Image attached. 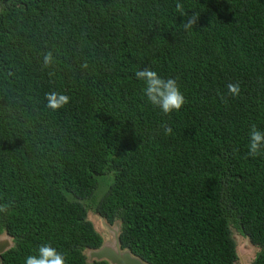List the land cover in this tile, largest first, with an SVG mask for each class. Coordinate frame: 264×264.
I'll list each match as a JSON object with an SVG mask.
<instances>
[{"label":"trees","instance_id":"16d2710c","mask_svg":"<svg viewBox=\"0 0 264 264\" xmlns=\"http://www.w3.org/2000/svg\"><path fill=\"white\" fill-rule=\"evenodd\" d=\"M145 68L177 80L180 110L147 101ZM51 91L70 102L48 109ZM253 125L264 131V0H0V235L13 243L0 264L44 244L86 264L101 220L146 264H234L233 230L264 264Z\"/></svg>","mask_w":264,"mask_h":264},{"label":"clouds","instance_id":"9594fccd","mask_svg":"<svg viewBox=\"0 0 264 264\" xmlns=\"http://www.w3.org/2000/svg\"><path fill=\"white\" fill-rule=\"evenodd\" d=\"M176 9L181 15H186L183 12V5L176 4ZM199 16L195 13L187 18L186 21L181 23V27L187 31L197 25ZM54 63V56L52 51H48L43 55V67L49 68ZM82 67L87 68V64H83ZM11 75V73H9ZM52 75V73H49ZM138 80L144 82L143 95L147 101L153 106L159 107L163 113L168 114L172 111L180 110L185 103V97L181 93L177 80L173 78L164 79L161 78L157 72L145 68L135 73ZM229 94L233 97L238 96L240 93V85L238 83H230L227 86ZM70 97L66 94L51 91L45 94V100L47 101L46 107L53 111L59 110L66 106L70 102ZM165 135L172 133V128L166 124H162ZM264 146V131L258 130L253 125L250 132V143L248 145V155L255 157L258 155L261 147ZM7 210L6 205H0V212ZM25 264H66L64 255L57 251L56 248L51 245L44 244L38 249L37 255H30L25 258Z\"/></svg>","mask_w":264,"mask_h":264},{"label":"water","instance_id":"95a60500","mask_svg":"<svg viewBox=\"0 0 264 264\" xmlns=\"http://www.w3.org/2000/svg\"><path fill=\"white\" fill-rule=\"evenodd\" d=\"M99 229L97 231L102 237V244L96 250H86L84 252L86 264H92L94 262H106L107 264H146L141 259L132 255L130 251L121 249L118 223H115L111 227L104 220H101ZM232 233V239L235 242L236 257H239L240 252L245 248L249 255H251L250 262H252L255 258V253L259 250L251 245L249 239H243V237L239 236L236 230H233ZM12 247L13 243L11 238L6 233H2L0 235V257Z\"/></svg>","mask_w":264,"mask_h":264},{"label":"flooded vegetation","instance_id":"af4514ba","mask_svg":"<svg viewBox=\"0 0 264 264\" xmlns=\"http://www.w3.org/2000/svg\"><path fill=\"white\" fill-rule=\"evenodd\" d=\"M240 253H241L240 256L239 257H236L237 259L234 262V264H250L251 263L250 262V256L251 255H249V253L247 252V250L245 248H243V250Z\"/></svg>","mask_w":264,"mask_h":264},{"label":"rangeland","instance_id":"374dc122","mask_svg":"<svg viewBox=\"0 0 264 264\" xmlns=\"http://www.w3.org/2000/svg\"><path fill=\"white\" fill-rule=\"evenodd\" d=\"M91 220H92V222L96 225V227H98L99 226V224H97V222L95 221V218L92 216L91 217ZM97 230H100L99 228H96ZM244 239V238H243Z\"/></svg>","mask_w":264,"mask_h":264}]
</instances>
